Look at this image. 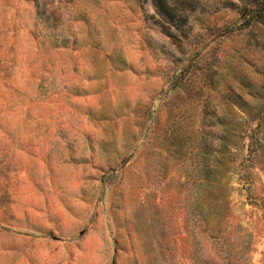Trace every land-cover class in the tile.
Here are the masks:
<instances>
[{"label": "rangeland", "instance_id": "rangeland-1", "mask_svg": "<svg viewBox=\"0 0 264 264\" xmlns=\"http://www.w3.org/2000/svg\"><path fill=\"white\" fill-rule=\"evenodd\" d=\"M0 0V264H264V0Z\"/></svg>", "mask_w": 264, "mask_h": 264}, {"label": "trees", "instance_id": "trees-1", "mask_svg": "<svg viewBox=\"0 0 264 264\" xmlns=\"http://www.w3.org/2000/svg\"><path fill=\"white\" fill-rule=\"evenodd\" d=\"M158 5L161 12H163L168 18L175 19L179 17L177 10V2H171L169 0H153Z\"/></svg>", "mask_w": 264, "mask_h": 264}]
</instances>
